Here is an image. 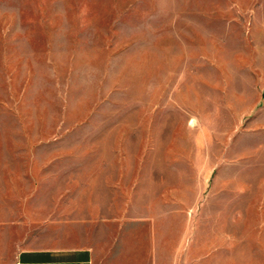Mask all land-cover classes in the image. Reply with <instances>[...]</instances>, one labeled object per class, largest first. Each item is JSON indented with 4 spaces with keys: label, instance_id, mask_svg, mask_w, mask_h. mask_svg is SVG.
<instances>
[{
    "label": "rangeland",
    "instance_id": "obj_1",
    "mask_svg": "<svg viewBox=\"0 0 264 264\" xmlns=\"http://www.w3.org/2000/svg\"><path fill=\"white\" fill-rule=\"evenodd\" d=\"M11 177L149 218L159 264H264V0H0Z\"/></svg>",
    "mask_w": 264,
    "mask_h": 264
},
{
    "label": "crops",
    "instance_id": "obj_2",
    "mask_svg": "<svg viewBox=\"0 0 264 264\" xmlns=\"http://www.w3.org/2000/svg\"><path fill=\"white\" fill-rule=\"evenodd\" d=\"M12 180L0 189V264H159L149 218L75 215L58 200L43 216L36 186Z\"/></svg>",
    "mask_w": 264,
    "mask_h": 264
}]
</instances>
